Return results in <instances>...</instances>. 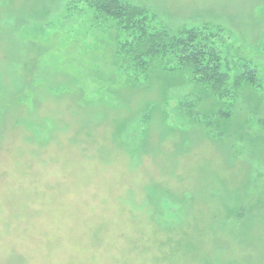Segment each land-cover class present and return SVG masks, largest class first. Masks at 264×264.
<instances>
[{"label":"rangeland","instance_id":"obj_1","mask_svg":"<svg viewBox=\"0 0 264 264\" xmlns=\"http://www.w3.org/2000/svg\"><path fill=\"white\" fill-rule=\"evenodd\" d=\"M78 1L0 0V264H264V0H126L256 71L222 105L123 72ZM185 102L232 105L224 134Z\"/></svg>","mask_w":264,"mask_h":264},{"label":"trees","instance_id":"obj_2","mask_svg":"<svg viewBox=\"0 0 264 264\" xmlns=\"http://www.w3.org/2000/svg\"><path fill=\"white\" fill-rule=\"evenodd\" d=\"M77 4L93 12V21L113 22L116 30L123 33L125 38L118 40L115 49V62L123 72L159 71L171 80L186 76L199 98H212L220 105L234 100L241 88L255 83L256 71L248 64L231 74L232 68L216 48V33L208 29L182 27L168 32L153 22L145 8L126 0H79ZM242 82L245 86L240 87ZM185 105L182 110L191 125H198L202 118V128L209 134L214 130L218 131L217 137L224 134L221 124L231 118L227 108L232 105L214 110L198 108L195 102Z\"/></svg>","mask_w":264,"mask_h":264}]
</instances>
